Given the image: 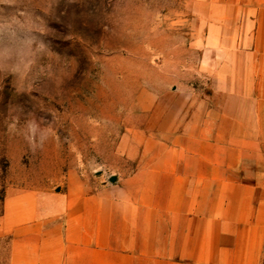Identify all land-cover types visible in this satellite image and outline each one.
<instances>
[{
  "label": "rangeland",
  "instance_id": "374dc122",
  "mask_svg": "<svg viewBox=\"0 0 264 264\" xmlns=\"http://www.w3.org/2000/svg\"><path fill=\"white\" fill-rule=\"evenodd\" d=\"M216 3L0 0V17L46 24L40 39L50 49L33 74L37 91L0 79V215L8 199L32 194L56 225L74 195L121 184L141 161L192 144L218 108ZM30 114L55 117L54 137L36 153L9 130ZM10 241L0 237V264H9Z\"/></svg>",
  "mask_w": 264,
  "mask_h": 264
},
{
  "label": "crops",
  "instance_id": "0c3cea01",
  "mask_svg": "<svg viewBox=\"0 0 264 264\" xmlns=\"http://www.w3.org/2000/svg\"><path fill=\"white\" fill-rule=\"evenodd\" d=\"M216 7L218 108L192 144L141 161L121 184L74 195L56 225L32 194L8 199L0 237H11L9 264H261L264 0Z\"/></svg>",
  "mask_w": 264,
  "mask_h": 264
},
{
  "label": "clouds",
  "instance_id": "9594fccd",
  "mask_svg": "<svg viewBox=\"0 0 264 264\" xmlns=\"http://www.w3.org/2000/svg\"><path fill=\"white\" fill-rule=\"evenodd\" d=\"M12 6L14 0H7ZM48 31L47 25H40L36 19L17 14L0 17V79L12 77L18 91H37L38 86L34 73L40 69V62L50 49L40 39ZM31 83V87L29 84ZM55 117L45 121L43 117L30 114L21 125L17 120L9 127L13 135L23 138L33 153L43 150L44 146L55 135Z\"/></svg>",
  "mask_w": 264,
  "mask_h": 264
}]
</instances>
